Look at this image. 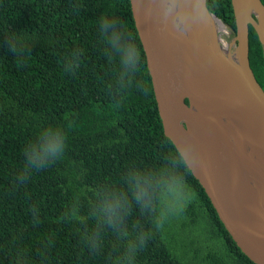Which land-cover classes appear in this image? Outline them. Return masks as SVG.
<instances>
[{
    "label": "trees",
    "instance_id": "obj_1",
    "mask_svg": "<svg viewBox=\"0 0 264 264\" xmlns=\"http://www.w3.org/2000/svg\"><path fill=\"white\" fill-rule=\"evenodd\" d=\"M207 7L236 37L232 0ZM248 39L264 89V45L252 25ZM49 137L66 138L63 155L37 171L24 150ZM135 173L178 183L174 206L183 210L161 229L162 206L132 198ZM113 195L127 200L115 225L98 212ZM181 220L180 235L192 239L193 226L208 236L204 257L187 240L181 254L170 244ZM0 264H255L164 134L130 0H0Z\"/></svg>",
    "mask_w": 264,
    "mask_h": 264
},
{
    "label": "water",
    "instance_id": "obj_2",
    "mask_svg": "<svg viewBox=\"0 0 264 264\" xmlns=\"http://www.w3.org/2000/svg\"><path fill=\"white\" fill-rule=\"evenodd\" d=\"M130 3L165 136L243 254L264 264V89L250 66L248 39L252 25L264 45L259 16L252 11L241 20L239 0H232L231 50L207 0ZM245 91L260 101V114L242 112Z\"/></svg>",
    "mask_w": 264,
    "mask_h": 264
},
{
    "label": "clouds",
    "instance_id": "obj_3",
    "mask_svg": "<svg viewBox=\"0 0 264 264\" xmlns=\"http://www.w3.org/2000/svg\"><path fill=\"white\" fill-rule=\"evenodd\" d=\"M98 23H102L104 28L108 27L106 18L103 14ZM102 30L103 29H101V31ZM111 43L115 45L117 41L112 40ZM137 51L135 47H132L124 57L125 62L131 60L133 54L137 53ZM137 59H139L138 56ZM65 139V137H49L47 144L40 148L34 143L27 145L24 150V155L28 158L26 162L27 165H35L37 171H39L55 163V161L63 155ZM128 183L131 188L132 198L142 207L162 206L154 217V228L157 230L161 229L171 216L177 215L183 210L174 206L180 196L179 186L175 181L159 183L152 176H141L139 173H135L130 177ZM126 204V197H118L115 195L105 197L99 204L98 212L105 218L107 223L115 225L121 220L119 213L126 210ZM150 236L151 233L143 235L142 238H140V247L146 245ZM93 247H96V245L93 244Z\"/></svg>",
    "mask_w": 264,
    "mask_h": 264
},
{
    "label": "bare ground",
    "instance_id": "obj_4",
    "mask_svg": "<svg viewBox=\"0 0 264 264\" xmlns=\"http://www.w3.org/2000/svg\"><path fill=\"white\" fill-rule=\"evenodd\" d=\"M252 11L256 12L260 18L261 23L258 26V28L264 40V9L258 8L254 0H239L238 14L241 20H243L245 16H247ZM215 23L221 28V30H224L223 26L220 23H218L217 21H215ZM238 105L242 106V112L248 113L250 115L257 111L260 114L263 108L260 101L255 96L248 93L247 91L244 92L243 98L238 101ZM240 127H244V125L241 124ZM232 167L233 169L237 170L239 169V167L243 169L245 165L241 163H235L232 165ZM245 171L247 172L246 167H245Z\"/></svg>",
    "mask_w": 264,
    "mask_h": 264
},
{
    "label": "rangeland",
    "instance_id": "obj_5",
    "mask_svg": "<svg viewBox=\"0 0 264 264\" xmlns=\"http://www.w3.org/2000/svg\"><path fill=\"white\" fill-rule=\"evenodd\" d=\"M259 24V23H258ZM223 29L224 31H222V36H223V39L226 41V43L230 44L231 46V50H233L234 48V45H235V40L233 37H231V34H230V31L223 25ZM182 222L183 220L177 222L174 227H173V232H178V234L176 235V239L178 238L177 241H172L170 242V244L172 245V247L175 248V251L178 253V254H181L182 253V243L178 245L179 242H181L182 240H187L186 242H188V246L189 248L191 249H194V248H201L202 249V252H201V255L202 257H204L206 254H207V248H208V244L206 241L208 240V236L206 234H200L198 231H196V229L193 227V226H190L191 228V232H195V235H193L192 239H187L186 238V235L182 236L180 234L181 231H184L181 229L182 227ZM190 222L188 221V224ZM173 235V234H172ZM172 237V236H171ZM194 240V241H193ZM194 242L193 245H191V243Z\"/></svg>",
    "mask_w": 264,
    "mask_h": 264
}]
</instances>
